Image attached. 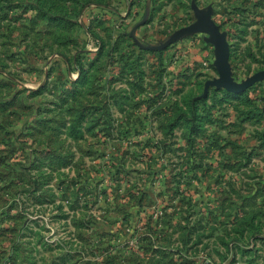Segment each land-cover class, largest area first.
Returning <instances> with one entry per match:
<instances>
[{
	"label": "rangeland",
	"instance_id": "rangeland-1",
	"mask_svg": "<svg viewBox=\"0 0 264 264\" xmlns=\"http://www.w3.org/2000/svg\"><path fill=\"white\" fill-rule=\"evenodd\" d=\"M264 0H0V264H264Z\"/></svg>",
	"mask_w": 264,
	"mask_h": 264
},
{
	"label": "water",
	"instance_id": "water-1",
	"mask_svg": "<svg viewBox=\"0 0 264 264\" xmlns=\"http://www.w3.org/2000/svg\"><path fill=\"white\" fill-rule=\"evenodd\" d=\"M229 46L225 39L220 41V49L218 56V65L220 69L221 78L219 79L220 85L231 91H243L252 86L258 80L264 79V70H261L248 78L242 84H233L229 79Z\"/></svg>",
	"mask_w": 264,
	"mask_h": 264
}]
</instances>
